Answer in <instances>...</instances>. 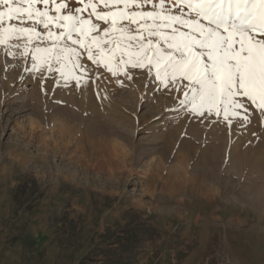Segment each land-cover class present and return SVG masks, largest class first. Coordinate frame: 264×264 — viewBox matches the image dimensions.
<instances>
[{
    "label": "rangeland",
    "instance_id": "374dc122",
    "mask_svg": "<svg viewBox=\"0 0 264 264\" xmlns=\"http://www.w3.org/2000/svg\"><path fill=\"white\" fill-rule=\"evenodd\" d=\"M102 27L111 46L102 43L104 32L91 42L83 25L82 44L99 64L70 45L84 53L72 57L84 64L75 70L67 52L46 70L56 39L46 30L37 27L42 44L22 33L16 47L0 33V264H264L261 116L243 124L225 119L220 107L215 117L199 115L207 104L193 112L181 103L187 81L162 85L143 51L136 59L144 67L130 69L136 49L117 50L120 33L111 23ZM248 106L249 115L259 111ZM227 115L242 119L244 110ZM197 123L213 135L191 141ZM223 133L228 141L218 154ZM232 137L242 138L239 146ZM254 159L251 168L246 161Z\"/></svg>",
    "mask_w": 264,
    "mask_h": 264
},
{
    "label": "snow or ice",
    "instance_id": "6c2138e0",
    "mask_svg": "<svg viewBox=\"0 0 264 264\" xmlns=\"http://www.w3.org/2000/svg\"><path fill=\"white\" fill-rule=\"evenodd\" d=\"M157 4L159 12H155ZM34 5L44 7L33 10ZM137 5L142 11H136ZM3 6L7 9L6 13L0 11V33H8L9 47L17 46L11 42L19 40L22 33H30L42 44L44 32L37 27L46 30L49 37L56 36L52 44L55 55L49 61L48 71L52 69V60L59 64L66 52L73 70L84 68L83 63L72 60L73 56L79 60L84 53L77 54L70 45H79L87 53L88 61L99 64V60L93 59L96 53L82 44L80 35L84 32L83 25L88 24L94 33L91 41L98 42L104 32L102 43L108 46L112 43L108 39L109 29L102 25L111 23L113 30L120 33L117 50L136 49L132 54L135 62L128 67H144L136 59L143 51L144 58L149 60V74L154 70L153 78L162 85L187 81L180 88L185 97L181 103L190 104L193 112L207 104L210 107L199 115L218 116L221 113L213 108L220 107L225 119L250 124L253 115H260L264 126V0H0V7ZM54 6H57L55 14L50 16ZM149 7L153 10L148 11ZM161 13L167 14L163 21L157 18ZM50 26L59 31H47ZM185 28L188 30L182 31ZM40 51V47L33 45V53ZM108 51L114 54L113 48ZM124 55L122 52L117 58L119 63L124 62ZM35 60L32 54L30 62L34 64ZM74 86H80V82L75 81ZM83 86H91V79ZM185 87L188 91H184ZM249 104L259 111L249 115ZM229 109L234 113L243 109V118L229 117Z\"/></svg>",
    "mask_w": 264,
    "mask_h": 264
},
{
    "label": "bare ground",
    "instance_id": "6f19581e",
    "mask_svg": "<svg viewBox=\"0 0 264 264\" xmlns=\"http://www.w3.org/2000/svg\"><path fill=\"white\" fill-rule=\"evenodd\" d=\"M87 31V30H86ZM90 31V30H89ZM91 32V31H90ZM85 33V32H84ZM92 33V32H91ZM112 36V35H111ZM103 40V39H102ZM120 40V39H119ZM92 42V41H91ZM93 46V45H92ZM111 46V45H110ZM21 48V47H20ZM20 48H18V50L20 49ZM115 48V47H114ZM122 50V49H121ZM22 51V50H21ZM41 51H42V49H41ZM40 51V52H41ZM43 52V51H42ZM41 52V53H42ZM23 53H24V51H23ZM46 53V52H45ZM128 53H131V52H129L128 51ZM20 54H22V53H20ZM38 54V53H37ZM42 54H44V53H42ZM144 54V53H143ZM36 55V54H35ZM37 56V55H36ZM38 57V56H37ZM141 57V56H140ZM144 57V56H143ZM42 59V58H41ZM126 60V59H125ZM131 60V59H130ZM143 61V60H142ZM85 62V61H84ZM39 63V62H38ZM37 62H36V64H38ZM88 63V62H87ZM31 65V64H30ZM41 66V65H40ZM31 67V66H30ZM29 67V68H30ZM34 67V66H33ZM38 67V66H37ZM36 68V67H35ZM87 72V71H86ZM110 72V71H109ZM138 73V72H137ZM108 78V77H107ZM100 81H102V80H100ZM97 82V81H96ZM109 83V82H108ZM97 85V84H96ZM99 86V85H98ZM80 88V87H79ZM116 93V92H115ZM73 100V99H72ZM240 111H243V109H240ZM209 118V117H208ZM210 119V118H209ZM188 120V119H187ZM203 120V119H202ZM195 121V120H194ZM198 121V120H197ZM207 122V121H206ZM181 123V122H180ZM210 123V122H209ZM213 125V124H212ZM218 125V124H217ZM179 126V125H178ZM183 126H185L184 125V123H183ZM192 127L194 128L193 130H194V132L195 133H192V137H191V141H193V139L194 140H196V138L198 137V138H200V137H207V135H209L210 136V133L213 135V133L214 132H210L209 130V133H208V131H206V129L203 127V126H201V125H199L198 123L197 124H193L192 125ZM181 128V127H180ZM190 129V128H189ZM213 130H214V128H213ZM216 130H217V128H216ZM190 131V130H189ZM192 132V131H191ZM228 132V131H227ZM216 133H218V132H216ZM225 133V132H224ZM217 134V138H218V143L215 145V147L217 148V153L218 154H221L220 152V147L222 146V144H227L226 142L228 141V139H227V136H225L226 134ZM256 133V132H255ZM229 134V133H228ZM244 135V134H243ZM243 137V136H242ZM256 139V138H255ZM241 140H242V138H240V137H237V138H234V137H232L231 139H230V142H231V144H232V146H234V147H237V146H239L240 145V143H241ZM187 141H190V140H188L187 139ZM254 141V140H253ZM214 142V141H213ZM246 142V141H245ZM228 144H230V143H228ZM243 144H244V142H243ZM187 145V144H186ZM230 146V145H229ZM255 146V145H254ZM188 147V146H187ZM252 147V145L249 147V151L248 152H250V148ZM188 148H190V147H188ZM214 148V147H213ZM233 147H230V150L232 149ZM246 148V147H245ZM205 149V148H204ZM207 149V148H206ZM235 150V149H234ZM239 150V149H238ZM216 151V150H215ZM233 151V150H232ZM243 151V150H242ZM236 152V151H235ZM246 152V151H245ZM186 153V152H185ZM207 153V152H206ZM254 153V152H253ZM235 155H236V153H235ZM241 155H243L244 156V152L243 153H241ZM239 156V155H238ZM251 156V155H250ZM240 157V156H239ZM247 157V156H246ZM213 159H215V157H213ZM217 159V158H216ZM243 159V158H242ZM249 159V158H248ZM220 160V159H219ZM216 161V160H215ZM255 162V159L253 160V161H246V163L247 164H250V167L251 168H253L254 167V164H256V163H254ZM239 163V162H238ZM245 163V162H244ZM241 164V163H240ZM246 164V165H247ZM242 165V164H241ZM243 165H245V164H243ZM218 166V165H217ZM239 166V165H238ZM237 166V167H238ZM248 166V165H247ZM219 167V166H218ZM242 167V166H241ZM217 169H219V168H217ZM255 169V168H254ZM218 171V170H217ZM251 171V170H250ZM256 171V170H255ZM254 171V172H255ZM249 173V172H248ZM247 173V174H248ZM253 173V172H252ZM251 173V174H252ZM194 184V183H193ZM203 188V187H202Z\"/></svg>",
    "mask_w": 264,
    "mask_h": 264
}]
</instances>
